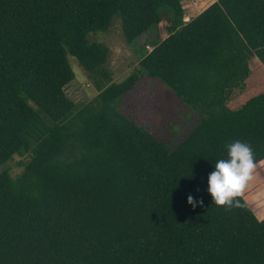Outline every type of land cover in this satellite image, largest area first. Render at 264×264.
I'll return each instance as SVG.
<instances>
[{
	"label": "trees",
	"instance_id": "obj_1",
	"mask_svg": "<svg viewBox=\"0 0 264 264\" xmlns=\"http://www.w3.org/2000/svg\"><path fill=\"white\" fill-rule=\"evenodd\" d=\"M114 17L127 45L167 31L120 83L108 47L87 40ZM68 57L98 92L86 104L65 95ZM251 59L264 67V0H216L187 22L182 0H0V264H264V215L251 210L264 191V94L226 104L251 83ZM136 73L201 115L173 149L114 106ZM237 139L263 167L228 211L208 176Z\"/></svg>",
	"mask_w": 264,
	"mask_h": 264
},
{
	"label": "rangeland",
	"instance_id": "obj_2",
	"mask_svg": "<svg viewBox=\"0 0 264 264\" xmlns=\"http://www.w3.org/2000/svg\"><path fill=\"white\" fill-rule=\"evenodd\" d=\"M216 0H182L184 14L188 17L197 15ZM189 14V15H188ZM167 36L166 23L143 34L132 45L122 39L118 18L114 17L108 33H90L87 40L106 45L109 49L108 68L112 81L120 83L134 72H138L139 61L153 45ZM74 73L73 80L64 88L65 95L75 104H86L98 94L88 79L87 74L77 61L68 57ZM251 83L243 88L234 89L226 104L230 109L240 108L248 99L264 94V67L256 60L249 62ZM139 82L134 90L114 102L118 111L138 126L145 129L166 147L173 149L183 141L201 119L200 113L177 99L173 92L159 79H151L139 73ZM24 159L15 156L2 169H7L11 177L19 175L23 169L20 162ZM264 166V165H263ZM256 171H261L262 167ZM251 210L257 218L264 215V191L253 198Z\"/></svg>",
	"mask_w": 264,
	"mask_h": 264
},
{
	"label": "clouds",
	"instance_id": "obj_3",
	"mask_svg": "<svg viewBox=\"0 0 264 264\" xmlns=\"http://www.w3.org/2000/svg\"><path fill=\"white\" fill-rule=\"evenodd\" d=\"M227 157L215 161V170L208 176V193L217 207L225 210L242 208V197L257 167L256 154L247 142L237 139L226 144ZM188 203L195 208L203 205L189 195Z\"/></svg>",
	"mask_w": 264,
	"mask_h": 264
},
{
	"label": "crops",
	"instance_id": "obj_4",
	"mask_svg": "<svg viewBox=\"0 0 264 264\" xmlns=\"http://www.w3.org/2000/svg\"><path fill=\"white\" fill-rule=\"evenodd\" d=\"M198 14H199V13H198ZM198 14H197V15H198ZM188 15H189V14H188ZM197 15H195V16H197ZM195 16H192V17H191V14H190V15L187 17V16L184 14V21L187 22V21H189L190 19L194 18ZM258 219H260V218H258Z\"/></svg>",
	"mask_w": 264,
	"mask_h": 264
}]
</instances>
